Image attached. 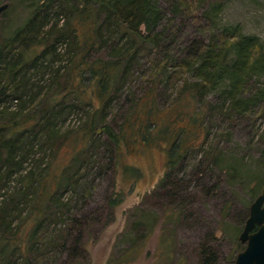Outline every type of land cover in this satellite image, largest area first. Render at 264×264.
I'll return each mask as SVG.
<instances>
[{"label":"trees","instance_id":"1","mask_svg":"<svg viewBox=\"0 0 264 264\" xmlns=\"http://www.w3.org/2000/svg\"><path fill=\"white\" fill-rule=\"evenodd\" d=\"M223 5L224 0H67L70 17L60 29L56 28L58 23H52L47 30L51 38H40L42 28L49 25V21L41 7L35 9L28 23L8 41V52L18 48L17 55L6 57L4 54L8 52L0 50V82L4 80L0 88V264H17L19 257L25 263L33 264L34 256L39 260L43 257L38 243L43 240L40 232L47 218L46 209L58 194L64 193V189L74 185L81 191H88L87 196L93 194V184H84L80 177L66 173L67 170L37 175L25 165L28 158L34 160L38 152L51 148L58 153L68 142L71 133L61 134L57 127V119L67 106L71 110L82 105L92 106L88 110L86 125L74 136V159L87 152L96 133H106L107 144H113L117 153L126 145L136 149L140 143H156L167 151L168 158L166 172L158 184L162 187L169 183L174 174L173 167L184 161L187 153L204 149L212 121L264 113V86L251 85L253 79L264 78L262 43L256 36L244 34L239 24L220 26L216 16L223 10ZM166 9L172 14L168 18L170 22L183 13L189 17L196 15L198 20L204 21L199 26L202 34L192 38L183 54L174 59V73L180 75L181 88L173 93L174 98L166 107H158V90L152 81L143 94L131 93L133 104L122 122L106 120L108 105L116 97H121L122 84L136 71L134 66L142 68L145 51H161L162 57L154 65L153 74L166 72L171 65L169 52L178 44L175 41L177 33L169 32L170 27L163 25L167 22ZM4 13L0 16L3 17ZM64 38H69L70 49L75 54L69 72L71 79L61 87L62 75L56 68L53 76L57 83L52 85L51 93L44 95L42 107L38 109L35 105L33 110L19 117L12 115L14 110H9L2 101L6 96H13L18 101L28 100L26 97L30 94L31 100H35L39 89L32 92L36 83L27 73L31 66L39 65L40 56L59 54L56 43ZM42 44H45L42 52L32 54ZM105 49H109V55L103 53ZM49 65L44 61L40 64L42 73L50 68ZM64 88L74 95L69 102L63 93ZM24 105L21 101L20 106ZM167 112L171 113L168 117ZM100 117L105 121L100 123ZM37 139L41 141V148L35 147ZM127 172L140 175L139 168L134 165H129ZM19 173L22 186L13 191L5 190L9 181ZM263 188L264 178L254 180L249 187L251 199ZM32 189L36 193L34 203L25 216V207L19 204L31 200ZM124 197V192L117 188L107 197L103 208L109 213L106 222L114 220L115 208ZM173 209H169L171 212L167 218H172L178 206ZM59 217L75 224L83 220L71 209ZM98 217L100 213L95 214L94 220ZM129 223L137 231L136 238L145 240L149 236V228L144 230V219L131 218ZM82 225L74 234L73 226L69 224L61 242L55 238L48 241L61 252L68 251L74 257L72 264H81L79 258L87 256L85 235L90 226ZM71 235L74 241L68 244ZM133 242L129 252L119 257L111 255L108 264H133L138 260V239ZM164 250L165 259L178 262L171 254L170 245ZM198 259L199 264H213L217 260L214 252L203 246Z\"/></svg>","mask_w":264,"mask_h":264},{"label":"rangeland","instance_id":"2","mask_svg":"<svg viewBox=\"0 0 264 264\" xmlns=\"http://www.w3.org/2000/svg\"><path fill=\"white\" fill-rule=\"evenodd\" d=\"M6 1L10 4L4 11V16H0V50L4 53L9 50L8 41L19 28L28 23L36 8L41 7L42 13L49 21V25L42 28L40 38H51L52 35L47 33V30L52 23H58L56 28L60 29L70 17L66 7L67 0H0V3ZM223 7L216 16L218 24H239L244 34L254 35L261 41L264 51V0H224ZM166 12L167 22H163V25L170 27L169 32L177 33L175 41L178 45L168 51L172 56L171 65L166 72L153 74L154 65L162 57L161 51H145L141 61L142 68L139 65L134 66L136 71L122 84L121 97H116L108 105L106 120L122 122L125 113L133 104L130 100L131 93L143 94L152 81L156 83L158 90V107H166L172 102L173 93L181 88L180 75L174 73V59L183 54V49L192 38L202 34V28L199 26L204 24V21L198 20L195 13V17L183 13L170 22L168 18H171L172 14L168 9ZM53 40L54 38L50 41ZM124 40L125 37L121 38V43ZM69 42V38L59 40L56 43L59 54L40 56L39 65L31 66L28 71L27 75L36 83L32 92L39 89L35 100H31L30 94L26 97L28 100L18 101L13 96H6L2 101L9 110H14L12 115L19 117L22 113L33 110L35 105L38 109L42 107L44 95L51 93L52 85L57 83L53 76L56 68L60 69L62 75L61 87L71 79L69 72L75 54L70 49ZM44 48L45 44L38 45L32 54H40ZM17 52L18 48H15L4 55L11 57L17 55ZM108 52L109 49L103 51L106 55L110 54ZM43 61L50 64V68L42 73L43 66L40 64ZM251 82L255 87L264 86L263 77ZM3 83L4 80L0 82V88ZM63 93L65 97L68 96V102L74 97L67 88H64ZM21 101L25 104L23 107L20 106ZM89 108L92 106L82 105L79 109L71 110L67 106L57 119V127L61 134L71 133L68 142L58 153L48 148L38 152L34 160L29 157L25 162L27 168L34 170L37 175L53 170H67L66 173L80 177L84 184H93L92 195L87 196L88 191H81L71 185L50 203L46 209L45 224L40 232L43 240L38 243L43 257L39 260L34 256L33 264L73 263L74 257L68 251L61 252L52 243L49 244L54 238L61 242L69 230V224L73 226L74 234L83 227L82 224L90 226L88 234L85 235L88 252L85 258H79L81 264H108L111 255L119 257L129 252L134 239H138L136 245H139L140 249L136 246L139 249H136L139 259L133 264H199L198 253L201 246L214 252L217 260L213 264H234L236 254L245 248L244 243L239 241V233L255 199H251L249 187L254 180L264 178V113L259 116L254 113L240 119L234 117L212 121L204 149L197 148L187 153L184 161L176 163L173 167L174 174L169 183L162 187L158 184L166 172L168 158L167 151L156 146V143H140L136 149L126 145L117 153L113 144H107L109 138L106 133H96L87 152L81 154L78 159L72 157L75 149L74 136L86 125ZM167 113L166 117L171 115ZM104 121V118L100 117L99 122ZM36 142L35 147L41 148V141L37 139ZM129 165L139 168L140 175L133 176L128 173ZM19 176L20 173L13 177L4 189L13 191L21 187ZM116 188L124 192V201L115 208L114 220L106 222L109 213L103 208L107 197ZM35 194L32 189L29 196L31 200L26 204H19L25 207V216L34 203ZM176 206L178 211L173 213L171 219L167 218L170 210ZM68 209L80 214L83 219L81 223L67 222L59 217ZM96 213H100V217L94 220ZM131 218L144 219V230H150L145 240L136 238L137 231L131 228L129 223ZM73 241V236H69L68 244ZM166 245H170L171 254L176 257L177 263L165 259ZM17 264L27 263L19 257Z\"/></svg>","mask_w":264,"mask_h":264},{"label":"water","instance_id":"3","mask_svg":"<svg viewBox=\"0 0 264 264\" xmlns=\"http://www.w3.org/2000/svg\"><path fill=\"white\" fill-rule=\"evenodd\" d=\"M0 3V15L9 6ZM239 241L245 248L235 256L234 264H264V188L251 203Z\"/></svg>","mask_w":264,"mask_h":264}]
</instances>
